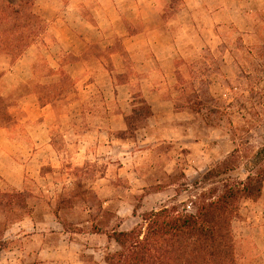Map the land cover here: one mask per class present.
<instances>
[{
    "label": "crops",
    "instance_id": "crops-1",
    "mask_svg": "<svg viewBox=\"0 0 264 264\" xmlns=\"http://www.w3.org/2000/svg\"><path fill=\"white\" fill-rule=\"evenodd\" d=\"M167 2L171 0H98L92 5L93 17L70 7L52 16L54 101L42 103L35 92L26 94L20 100L24 116L19 123L0 128V196L16 192L30 197V184L38 181L52 203L43 210L34 204L28 214L8 224L0 234V264H109L106 255L120 246L96 229H133L137 223L125 226L142 220L145 212L168 207L162 206L163 198L173 189L178 194L177 181L163 180L207 167L211 150L192 139L190 112L174 105L177 58L188 49H200L205 36L194 13L204 15L209 31L220 40L222 24L243 28L246 15L257 12L264 0H183L175 28L162 11ZM65 75L75 89L69 94L61 82ZM99 95L117 106L92 105ZM138 99L151 107L148 125L136 127L128 139L120 138L129 129L126 118L136 114ZM86 115L95 116L94 122L85 123ZM104 115L110 117L107 122ZM47 165L52 173L44 172ZM89 168L95 169L91 175ZM120 180L128 184L125 192ZM82 185L89 187H82L80 195L86 198L90 188L97 201L82 199L86 220L65 221L60 198L78 194L74 190ZM257 210L247 207L243 223L264 241V214Z\"/></svg>",
    "mask_w": 264,
    "mask_h": 264
},
{
    "label": "rangeland",
    "instance_id": "rangeland-1",
    "mask_svg": "<svg viewBox=\"0 0 264 264\" xmlns=\"http://www.w3.org/2000/svg\"><path fill=\"white\" fill-rule=\"evenodd\" d=\"M95 1L98 0H36L34 11L44 21V29L40 31V38L19 59L13 60L6 56H0V94L3 96L6 106H9L8 112L0 120V128L19 123V120L22 119L24 111L20 100L24 95L35 92L38 96L36 92L40 91L41 102L46 103L47 100L42 99V96L50 97L52 89L56 88L52 85V46L55 42L52 31L56 26L52 23V16L60 15L70 7L79 8L85 15L93 17L94 12L91 9ZM170 4L171 2L165 3L162 11L175 28L178 22H174V20H176V15L181 7L178 0L172 5ZM194 17L198 30L205 36L199 42L200 49H188L179 56L182 60L177 58L176 70L179 74L176 72V87L180 86L178 79H184L187 83L193 82L196 94L208 91L214 100L206 102L200 111L188 108L185 99L182 100V93L176 95V101L180 110L190 112V124H192L195 133V137L193 136L192 139H197L202 147L210 149L211 156L204 162L207 163V167H203L198 174L193 170L188 173L180 171L176 179L163 180V183L177 181L179 187L177 188L178 194L173 189L163 198L165 202H162V206L168 204L171 208L174 207L179 212L187 214L196 212L202 194L205 193L207 197H211L214 190L217 191V188H221L218 183L203 180L202 176L209 167L226 158L229 159L230 154L236 150L234 158L230 159L227 164L230 170L220 179L231 177L236 180H244L249 172L254 173L250 161L257 159V153L264 148V4L257 12L246 15V22L241 29L231 22L222 24L218 29L221 35L220 40L215 37L214 32L209 31L204 15L196 12ZM211 41H214L213 46H205V43L209 44ZM216 41L221 45L224 44L229 51L221 52L219 46H214ZM116 46L119 48L122 46L119 39H117ZM208 48L211 52L207 50ZM22 59L23 61L19 62ZM217 66L220 68V74L213 72V68ZM64 74L62 72V75ZM28 76L30 78L23 81ZM157 79L161 83L165 81L161 76ZM225 79H228L230 84H227ZM71 83L67 81L68 94L75 90ZM190 93L192 94L193 90L188 88L185 97H189ZM200 99H205L204 94L200 96ZM139 101L138 99L137 109L143 107ZM91 102L92 105L102 109L117 106L112 100L101 99L100 95L98 99ZM87 106L90 109L93 107L91 103ZM124 107L130 108L128 105ZM94 118L95 116L86 115L84 122L93 123ZM100 118L99 116V120ZM109 118L106 115L102 117L106 120L105 122ZM134 118V116H129L126 119L129 123H133L135 128L148 125L147 120ZM76 123H80V121ZM128 126V131L118 134L120 138L128 139L134 135L135 128H132L130 124ZM185 168L187 169V167ZM74 171L77 173L78 168ZM44 172L52 173L51 165L44 167ZM94 172L95 169L89 168L90 175ZM42 185L44 184L33 181L30 186L35 194L31 193L30 197L16 192H8L4 196H0V233L7 228L9 223L28 214L30 207L34 204L43 210L47 203H52V197L45 192ZM118 185L121 186V192H125L128 187V184L122 180ZM82 187L84 189L89 186H78L77 190H74L78 194H73L71 198H68V195L60 198L58 207L63 210L61 217L65 221L70 219L69 217L74 221L86 220L87 215L82 212V199L87 198L91 203H96L97 198L90 188H87L88 196L86 198L80 195V189L84 191ZM123 194L125 195V193ZM136 198L140 201L138 196ZM135 203L137 204V202ZM190 205L191 209L189 210L188 206ZM249 206L259 207L257 213L264 214V183L261 197L257 200L242 199L240 201L237 216L231 224L235 253L239 264H264L263 239L257 230L249 228L247 224L243 223L247 218L246 208ZM68 214L70 215L68 216ZM136 223L140 224L142 220L134 219L125 228L136 225Z\"/></svg>",
    "mask_w": 264,
    "mask_h": 264
},
{
    "label": "trees",
    "instance_id": "trees-1",
    "mask_svg": "<svg viewBox=\"0 0 264 264\" xmlns=\"http://www.w3.org/2000/svg\"><path fill=\"white\" fill-rule=\"evenodd\" d=\"M175 1L171 0L170 5ZM35 2L36 0H0V56L19 59L40 38L44 21L34 11ZM178 3L181 7L183 0H178ZM219 48L221 52L229 51L224 44ZM207 50L211 52L209 48ZM178 60L182 58L179 57ZM176 72L179 74L178 70ZM213 72L220 74V68H213ZM67 81L72 82L68 76L61 80L63 87H67ZM225 82L230 84L228 79ZM178 83L180 86L176 87L177 92L180 95L182 93V100L185 99L188 108L200 111L206 102L214 100L208 91L203 92L205 99H200L203 94H196L193 82L178 79ZM188 88L193 93L185 97ZM53 92L52 89L51 95ZM36 93L41 101V92ZM51 95L42 96V99H46V103H52L54 99ZM139 103L143 107L135 110L134 119L146 120L152 115L151 107L144 99H140ZM174 105L176 109H180L176 100ZM8 107L0 94V120L8 112ZM127 123L135 128L133 123L128 120ZM235 151L230 154L229 159L209 167L202 176L205 182L218 183L221 188L214 190L211 197L202 194L194 214L181 213L168 206L143 213L142 223L129 231L118 230V226L111 230L96 229L95 232L106 233L120 246L118 251L106 255V261L109 264H239L231 224L237 216L242 199L257 200L262 195L264 148L257 153V159L250 161V166L254 168L253 174L249 172L244 180L231 177L221 180L230 170L227 164L234 158ZM63 224L68 228L66 222Z\"/></svg>",
    "mask_w": 264,
    "mask_h": 264
},
{
    "label": "built area",
    "instance_id": "built-area-1",
    "mask_svg": "<svg viewBox=\"0 0 264 264\" xmlns=\"http://www.w3.org/2000/svg\"><path fill=\"white\" fill-rule=\"evenodd\" d=\"M188 208H189V210L191 209V205L190 206H188Z\"/></svg>",
    "mask_w": 264,
    "mask_h": 264
}]
</instances>
